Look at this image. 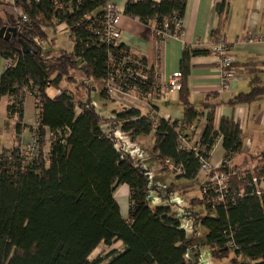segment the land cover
Instances as JSON below:
<instances>
[{"label":"trees","instance_id":"obj_1","mask_svg":"<svg viewBox=\"0 0 264 264\" xmlns=\"http://www.w3.org/2000/svg\"><path fill=\"white\" fill-rule=\"evenodd\" d=\"M60 1L63 8L58 9L52 0H14L13 6L29 21L17 28L15 38L0 37V58L11 62L0 73V97H9L7 111L16 117L17 139L26 94L35 98L39 110V153L28 159L18 151L21 144L0 153V264H199L200 243L213 258L228 257L231 252V264H264V191L257 187L264 174V155L258 156L261 164L252 169L231 164L243 144L239 123L221 117L215 128L213 109L207 103L202 106L209 110L199 138L188 130L202 116L188 99L190 59L208 50L188 46L182 50L178 90L182 119L142 114L130 104L101 114L91 94L100 84L97 93L104 103L114 98L108 95L105 81L116 70L125 74L124 59L143 64L138 68L147 75L146 79L123 77L124 92L138 97L130 98L133 102L160 93L158 75L125 44L102 40L106 0ZM226 1L216 4L220 25L226 18ZM5 4L0 0V6ZM185 7V0H126L122 13L144 24L153 21L159 28L165 23L173 28L172 17L182 18ZM18 17H8L7 26L15 27ZM54 19L73 36L69 52L44 48L45 43L52 44L44 30L56 26ZM18 39L32 52L20 51ZM246 66L253 73L251 89L229 99L231 105L264 98V81L259 78L264 64ZM49 88L59 93L50 97ZM48 132L50 138H46ZM123 133L132 140L152 133L150 149L163 169L190 181L199 178V157L209 160L220 138L224 153L215 171L226 176V187L215 192L210 182L213 172L205 174L198 182L200 197L179 207L169 195L162 198L160 188L147 183V169L117 145V135ZM121 184L129 188L126 218L114 197ZM150 191L156 192L154 198L149 197ZM195 206H202V212L189 208ZM180 214L192 221L191 231L183 227ZM197 233L201 242L194 239ZM118 241L121 250L90 258L100 244L109 247ZM190 252L193 260L188 258Z\"/></svg>","mask_w":264,"mask_h":264},{"label":"crops","instance_id":"obj_2","mask_svg":"<svg viewBox=\"0 0 264 264\" xmlns=\"http://www.w3.org/2000/svg\"><path fill=\"white\" fill-rule=\"evenodd\" d=\"M3 1L6 4L0 6V16L3 25L7 26L8 17H17L20 10L13 6L14 0ZM108 1L115 4L120 14L117 25L118 42L125 44L133 55L145 58L147 65L153 67L158 75V86L166 82L172 73L180 71V58L184 46L208 50L207 54L197 55L190 59V70L186 80L189 92L188 99L202 113L197 125L193 126L194 138H199L206 122L205 113L212 108L215 128L218 127L221 117H231L239 123L242 132L241 151L230 163L247 169H252L261 164L258 156L264 155V98L237 105L229 104L228 100L238 93L250 91L253 73L248 70L246 65L248 63L264 64V0H227L226 18L222 25L219 24L215 8L216 4L223 0H185L182 36L179 39L169 38L167 40L158 39L155 36V23L153 21L144 24L136 17L125 16L122 12L126 0ZM44 31L52 43L54 42L53 33L67 34L63 24L56 25L54 28H46ZM212 31L216 32L213 36ZM218 36H221L226 43L234 64L235 76L230 81L227 91H220L219 89L220 70L217 66L216 57L210 50L212 41ZM252 36L258 39H249ZM4 68L5 60L0 58V73L3 72ZM259 78L264 81V72L259 74ZM65 86L62 83L61 87ZM178 90L179 88L171 90L160 88L158 95L150 94L139 102H133L129 97L125 99H130L129 104L139 109L142 114L180 120L183 117V108L179 101ZM95 92H98V87ZM58 93L59 90L57 89L49 88L47 90L50 97H54ZM105 103L106 106L111 104ZM105 103L102 102V104ZM204 103L210 106L209 109L202 108ZM8 104V96L0 97V153L18 144L25 146L30 142L39 112L35 98L31 94H26L22 106L23 127L17 139L15 134L16 117L8 115ZM46 138H50L49 132ZM153 141L152 133L138 136L134 140L138 146H146V148H150ZM45 146L46 150L47 145ZM223 153L221 139L218 138L212 147L209 157L210 164L216 168L219 167L222 163ZM204 175L199 173V178L193 180L194 185L197 184L198 186L199 180H202ZM257 187L264 191V174L257 183ZM128 195L129 188L126 184L119 185L114 192L123 218H126L128 214ZM115 244L118 246H114ZM111 249L121 250V242L113 243L107 251ZM229 258L231 259V257Z\"/></svg>","mask_w":264,"mask_h":264},{"label":"built area","instance_id":"obj_3","mask_svg":"<svg viewBox=\"0 0 264 264\" xmlns=\"http://www.w3.org/2000/svg\"><path fill=\"white\" fill-rule=\"evenodd\" d=\"M80 1V0H77ZM54 6L58 9L63 8V3L60 0H52ZM102 21H103V39L106 43L115 45L118 42L119 37V31H118V22L120 14L115 6V4L111 1L106 0V2L102 6ZM17 24L16 28H19L21 24L27 23L29 21V18L25 14H20L17 18ZM58 19H54L53 22L56 23V25L63 24L65 26V30L67 32V36L69 39L73 38L71 37L67 27L64 23H58ZM172 26L173 28H170V26L165 23L162 27H154V34L156 37H161L163 40H167L169 38H176L179 39L182 36L183 29H182V18H178L176 16L172 17ZM249 39L254 40L258 39L256 37H249ZM211 52L216 57L217 66L220 70V91H227L229 89L230 81L235 76L234 71V64L233 59L229 55L228 48L226 43L224 42L223 38L221 36H218L217 38H214L211 44ZM10 61H5V66L10 65ZM122 66L126 67L125 74H121L118 70L114 71L110 75L109 78L105 81L106 90L109 96L116 98L117 95L124 97H129L131 99L137 100L136 95H130L127 92H124V89L122 86V82L124 81L123 77H131V76H139L142 79H146L147 75H145L139 68L142 67L143 64H139L135 60L131 59H124L123 62H121ZM144 67V66H143ZM142 67V68H143ZM155 76V74H154ZM181 79L182 75L180 71L174 72L169 76V79L164 82L163 84L159 85L158 87L161 89H177L180 88L181 85ZM149 96V95H148ZM38 122L34 124V129L31 135L30 142L25 146H19V152L22 156H25L26 158H31L33 156H36L38 152ZM190 129H194L193 126H189ZM182 142L183 139H182ZM185 144V143H184ZM8 158H11L10 154H7ZM200 166H199V173L203 174H209L213 172V175L210 177V182L214 185L215 192H221V189L226 187V176L223 175V173L219 171H215L216 167L212 166L210 164V161L204 157H199ZM166 163L169 164V160H166ZM176 170H179L177 168Z\"/></svg>","mask_w":264,"mask_h":264},{"label":"rangeland","instance_id":"obj_4","mask_svg":"<svg viewBox=\"0 0 264 264\" xmlns=\"http://www.w3.org/2000/svg\"><path fill=\"white\" fill-rule=\"evenodd\" d=\"M52 35V33H50ZM54 42L52 44L45 43L44 48L50 50L51 52H56L59 49H62L64 51H71L73 49V42L71 39L67 37V34L65 33H53ZM98 90L101 89V85L97 84ZM131 95V94H130ZM85 96V93H84ZM91 98L93 100V104L98 109V111L102 113H106V110H109L113 107L118 106L122 107L123 104L128 105L130 102V99H125L127 97L122 98V96L117 95L116 98H110L108 99V103L110 104L107 107L102 106V102H104V99H101L99 94L97 92H92ZM118 102L117 104L114 102ZM139 102V101H136ZM122 103V104H121ZM102 128H105V124H101ZM122 133V132H119ZM118 142L117 145L121 144L122 147L129 151L133 156L137 158V161L140 165H142L143 168L147 169L145 172V178L148 184H156L160 188V194L162 195V198H165L167 195H169L170 200L172 202H177L179 207L183 208L186 204L188 205V202L195 197H200L199 193V185H194V181L185 180L183 178L176 177L175 173L170 170L163 169V165L160 163V160L153 154L151 151V147H141L138 146L137 143L134 142L136 139H131L127 134H118ZM238 155V154H237ZM162 168V169H161ZM192 184V185H191ZM149 197L154 198L156 195L155 191H150ZM183 197V198H182ZM168 199V198H166ZM187 199V201H184ZM120 205L121 201L119 200ZM190 206V205H189ZM176 209V207H173ZM191 210L193 209L195 212H202V206H195V207H189ZM179 218L182 221L183 227L187 231H191V224L192 221L188 218L187 214H180ZM193 235V234H191ZM196 237L195 240L201 242L202 237H198V234H194ZM114 246H118L115 244ZM109 248V247H108ZM107 246L100 244L90 255V258L95 257L98 254H104L107 251ZM199 251V264H231L230 258L232 257V253L230 252L228 257L223 258H213L209 254V249L206 245L203 243H200L198 246ZM188 258H193V253H188Z\"/></svg>","mask_w":264,"mask_h":264},{"label":"water","instance_id":"obj_5","mask_svg":"<svg viewBox=\"0 0 264 264\" xmlns=\"http://www.w3.org/2000/svg\"><path fill=\"white\" fill-rule=\"evenodd\" d=\"M16 34H17V28L16 27L6 26V25H3L0 27V37H2L4 40L13 39V38H15ZM18 41L21 44L20 51L32 52L30 46L26 42H24L21 39H18Z\"/></svg>","mask_w":264,"mask_h":264},{"label":"bare ground","instance_id":"obj_6","mask_svg":"<svg viewBox=\"0 0 264 264\" xmlns=\"http://www.w3.org/2000/svg\"><path fill=\"white\" fill-rule=\"evenodd\" d=\"M19 16V15H18Z\"/></svg>","mask_w":264,"mask_h":264}]
</instances>
